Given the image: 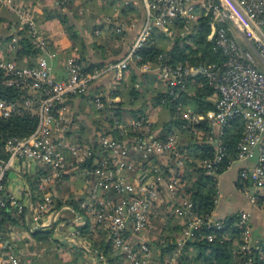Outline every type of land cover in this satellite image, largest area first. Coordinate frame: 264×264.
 Returning a JSON list of instances; mask_svg holds the SVG:
<instances>
[{"label": "built area", "instance_id": "1", "mask_svg": "<svg viewBox=\"0 0 264 264\" xmlns=\"http://www.w3.org/2000/svg\"><path fill=\"white\" fill-rule=\"evenodd\" d=\"M12 1L0 0V5L6 6L15 17L17 30L25 28L29 42L37 52L30 66L0 60L1 82L25 89L28 94L20 102L0 99V117L8 118L28 111L34 114L35 125L27 136L10 137L3 143L6 158L0 161V208L5 199L17 212L22 207L9 196L3 198L5 174L12 168L16 173L29 166L33 171L40 170L41 175L36 181V189L40 190L53 186L54 182H72L75 176L79 177L81 186L77 188L85 189L81 191L83 198L77 201V210L86 217L92 231L102 233L125 264H153L151 248L148 241L140 239V233L152 228L150 214L162 196L175 195L184 184L177 173L167 169L170 163L181 170L186 166V158L189 161V157L184 156L179 130L159 138V134L152 131L149 119L140 116L127 121V130L132 136L122 135L120 141L109 133L93 129L86 139L78 140L69 134L74 127L66 100L68 96L85 93L90 83L103 75L111 73L113 80H118L126 66L139 59L137 52L152 32L173 35L177 32L172 28L174 20H181L183 30L187 31L198 17L208 16L209 31L205 38L221 57L219 62L170 64L157 55L153 65L143 63L140 70L151 72L154 81L164 87L183 86L186 80L192 81L199 76L212 89L214 99L210 110L193 114L177 106L183 120L181 129L194 138L203 136L207 142H214L213 156L196 160L190 167L195 174V168H199L205 175H219L216 169L225 152L218 137L231 120H241V136L235 145L233 161L246 163L238 170V178L242 181L238 188L250 206L264 215V0H86L91 3L107 1L108 9L124 10L128 16H132L129 7L138 6L141 25L116 62L100 69L82 71L67 58L65 74L58 79L52 72L55 50L48 36L35 20L31 8ZM87 12L90 8L79 4L78 13ZM99 16L105 27L112 25L116 32H124L133 24L114 20L117 15L113 13L100 12ZM94 34L98 35L100 31L95 30ZM11 41L14 42V38ZM91 103L95 109L101 107L98 95H94ZM198 123L209 127L206 133L195 128ZM158 157L163 159V164L158 163ZM89 159L88 168L81 166ZM130 173L131 179L127 176ZM57 212L52 197L44 192L29 208L28 217L33 227L41 228L46 225V218L51 216L57 220ZM169 212L183 220L173 241V256L166 261L171 264L178 262L185 242L200 237L196 231L201 225L222 227L221 221L210 216L194 215L187 196L170 206ZM236 217L237 238L230 242L232 262L237 259L234 264H252V253L256 251L260 256L261 251L257 238L251 234L250 212L238 210ZM70 235L78 238L79 230L74 229ZM203 237L210 241L213 235L206 233ZM224 238L230 239L228 234ZM4 247L0 236V264H28L19 254L11 249L4 250ZM96 259L100 264H106L102 254H97Z\"/></svg>", "mask_w": 264, "mask_h": 264}, {"label": "trees", "instance_id": "2", "mask_svg": "<svg viewBox=\"0 0 264 264\" xmlns=\"http://www.w3.org/2000/svg\"><path fill=\"white\" fill-rule=\"evenodd\" d=\"M76 1L77 0H56V3L51 7H43L42 16L44 20L56 19L60 22L66 36L72 42V47L75 44L84 47L83 37L77 29V19H79L80 14L78 13L77 15V7L76 9L71 7ZM79 1L81 7L90 8L92 5L91 2H87L86 0ZM12 2L18 4L16 0ZM98 6L95 4L97 8L95 12L108 14V6L106 3H101V6ZM91 12L92 11L85 14L91 15ZM82 16H84V14H82ZM2 18L3 17H0V20ZM86 20L87 22L84 27L92 33L94 25L91 22L90 16H87ZM208 21V16H200L187 31H183L184 24L181 20H174L172 28L177 30L175 35L168 36L161 31L152 32L148 40L137 52L139 59L128 64L123 71L122 75L125 74L126 79H120L118 85L111 89L109 93L111 95L117 94L120 99L123 98L122 100L107 103L105 98L98 91L90 92L89 85L85 93L68 96L66 102H69L70 98H82L87 95L84 98L91 103L94 95L99 93L98 98L101 102V107L95 109L92 106L93 104H90L92 106L90 111L92 115L96 116V119H93V121L89 120V126H91L93 130L109 133L113 138L119 141L122 140V135L132 136L127 130V121L122 119L124 116L123 111L126 112L129 118L134 119L140 116L145 117L147 104L161 105L167 113V117L159 126L161 131L158 133L159 138H163L173 129V131L179 130L183 151L189 157V161L187 158L185 160V164L188 167L194 166L196 160L212 157L215 151L214 142H207L203 136L197 139L189 135L184 129H181L183 120L176 114V111H178L177 106H180L183 110L190 108L194 113H203L213 108L214 95L212 89L207 85L206 80L196 76L192 81L186 80L183 86L163 87V89H158L155 86L154 76L151 72H139L137 69L143 63H150L153 65L157 55H161L164 62L170 64L180 63L182 65H195L198 63L206 64L210 62H219L221 57L211 49L210 42L205 38L209 31ZM122 34L123 31L116 32L114 28H112L111 31H106L103 34L102 39L105 42L104 45L98 44L95 40L91 41L92 48L100 51V59L95 62L84 60L81 53L77 57L71 59L80 66L82 71L100 69L104 67L103 60L108 57L107 53H109V55L120 54V49L109 46V41L120 38ZM12 38H14V42L11 41ZM0 43H5L4 55L0 57V60H10L18 65H32L37 51L31 46L25 28L16 30L14 27L11 28L10 24L7 23L5 30L0 29ZM126 49L121 52L119 57L110 59L108 62H116L119 60ZM1 80L2 74L0 71V99L20 102L25 97H28L25 89L7 86L3 84ZM74 116L75 113L73 114V121ZM34 125L35 116L32 112L28 111L8 118L0 117V161L6 158V154L2 148L5 140L10 137L23 138L27 136L34 128ZM117 126H120V128ZM194 126L203 133H206L209 129L205 123H198ZM83 128V125H79L77 130H72L69 134L72 136L75 135L73 137L78 140H84L87 137L83 133ZM241 130L242 122L239 118H234L223 128L222 134L218 137V141L221 142L225 154L219 163V167L216 169V174L222 173L227 164L234 160L236 153L235 145L241 136ZM182 135H184L183 138ZM92 147H94V145H92ZM87 161L88 162L81 166L88 168L91 161L90 159ZM195 169L197 174L195 175L194 181L185 191L188 193L187 199L190 203L192 213L204 218L210 216L214 208V197L217 195V175H205L201 172V169ZM34 173L33 177H26L30 187L35 184L36 179L41 175L40 170H35ZM241 183L242 181L237 178L235 185L239 187ZM3 194V198L5 199V193ZM58 205L59 202L56 203V206ZM69 205L74 211L79 212L76 209L75 202L69 203ZM23 214L24 211H19V213H17L15 207L9 206L8 200L5 199L4 206L0 208V236L3 241L7 238V234H9L11 229L25 226ZM236 218V212H234L223 219H217L222 223V227L218 229L214 227L207 228L205 225H201L196 231L198 235L200 234V237L196 240H188L184 243L177 259L178 263L234 264L230 254V242L233 238H237L238 229L234 226ZM85 228L84 225L78 227L81 236L87 233ZM46 233L47 232L38 229L30 234L34 237L36 236V238L43 239ZM206 233H212L213 237L210 241H207L203 237ZM168 234L170 235L172 233L169 232ZM226 234L229 235L230 239L224 238ZM100 235L103 237L102 233H100ZM169 235H162V242L160 241L157 243L161 254L152 257L154 264L156 259L162 262V258L167 256L173 249L174 243L173 240L169 238ZM254 238L256 239L255 236ZM256 240L260 247L261 255L259 256L258 252L254 251L252 253V264H264V237L257 238ZM88 241H92L91 238L88 237ZM95 245H97V247H94ZM92 246L96 252H101L105 258L106 264H119L117 261L118 256L113 251L109 240L103 237V239L97 243L92 241Z\"/></svg>", "mask_w": 264, "mask_h": 264}, {"label": "crops", "instance_id": "3", "mask_svg": "<svg viewBox=\"0 0 264 264\" xmlns=\"http://www.w3.org/2000/svg\"><path fill=\"white\" fill-rule=\"evenodd\" d=\"M16 1H18L17 2L18 4L27 6L32 9L35 20L40 25L45 35L48 36L49 41L53 45V48L55 50V59L53 60L52 63V72L55 78L58 79L64 76V61L67 58L73 59L78 55H80L81 53L84 57V60H87L89 62H95L96 60L100 59V51L98 49L92 48L91 41L95 40L98 44L104 45L105 42L102 39V35L106 31H111L113 26L110 25L105 27L104 24L102 23L103 19L99 16L98 12H95L94 10V12H92L91 15H86V14H84V16H82V14L79 15V19H77L78 20L77 29L80 35L83 37L84 47H81L78 44H75L74 45L75 47L74 46L72 47L71 40L66 36V33L64 32L62 25L58 20L43 19L42 16L43 7H51L54 3H56V0H49L48 1L49 3L47 2L44 5L43 4L40 5V3H38L36 0H16ZM101 3H106L107 5H109L107 1L92 3V5L94 7L95 4H97V6L98 5L101 6ZM110 3H112V1ZM79 4L80 1L77 0L75 2V5L79 6ZM6 10H8L6 6L0 5V17L4 18L3 14H6V18L8 19V21L6 18L4 20L3 18L0 20L1 21L0 29L4 30V28L6 27L5 24L7 23L10 24L11 28L14 27L16 29L18 25L16 23L15 17L14 20H12L11 18L9 19V17L12 16L7 14L9 10L8 11ZM128 11L129 13L132 14V16H128V12L124 10H120L118 8L108 9V13H113L117 15L116 17L113 18L116 21L123 20L124 18H126L125 21L129 22V20L133 18L132 27L125 30L120 38L112 39L109 41V46L113 48H119L121 52H123L127 48L128 44L135 36L142 22L141 10L139 9L138 6H135V9L129 7ZM77 15H78V8H77ZM87 16H90L91 22L94 25L92 29V33H90L84 27L87 22L86 20ZM13 21H15V24L13 23ZM95 30H99L100 34L95 35L94 34ZM175 34L176 33L174 31L173 35ZM4 51H5V43H0V57L4 55ZM120 54L109 55V53H107L108 57L104 58L103 65L105 66L109 63H113L108 61L110 59L119 57ZM140 72L143 71L140 70ZM122 78L124 80L126 79L125 74L123 75L121 74V77L116 81L113 80L111 73L107 75H103L98 79H96L95 81H93L92 83H90L89 90L90 92L98 91L105 98L107 103L118 102L123 98L120 99V97L117 94L111 95L109 93L111 89L115 88L118 85L120 79ZM155 84H157V86H160L161 89H163L164 87L160 83L155 82ZM99 93L95 95H99ZM84 97L70 98V101L67 102V104L69 103L68 106L70 109L69 111L71 113L70 117L73 123L72 125L74 127L73 130H77V128H79V125L80 126L83 125L84 126L83 133L86 134L85 131L89 133L93 128L89 126V120H79L84 118V116L80 113V111H78L79 110L78 108L82 107L83 105L84 106L86 105V107H88L89 104H91ZM92 106L90 105L89 108L85 110L89 114L90 121L96 119V116L92 115L90 111ZM123 112H124V116L122 119H124V121H128L129 119H131L128 117V115H126L125 111ZM74 113L75 116L73 121ZM145 116L149 119L151 123L152 131L157 134L160 133L161 131L159 129L160 128L159 126L167 117V113L165 112L164 108L161 107V105L147 104ZM173 130L171 132H173ZM156 159L158 163L163 164L162 158L158 157ZM245 163L246 161H232L228 165V167L217 176V182H216L217 195H215L214 197L215 199L214 208L210 214V217L216 220L223 219L224 217L230 215L231 213L237 212L238 210H248L251 215L249 221L251 234L256 238H262L264 237V215L261 213L260 210L250 206V204L245 199L244 195L235 185V181L238 178V170ZM190 167L186 165L183 169L178 170L177 168H175L173 164L171 165L170 163L169 166L167 167V169L172 173H177L178 176L181 177V180L183 181L184 184L182 188H180L175 195L170 197L167 195L162 196L161 200L156 204V207L154 208L153 212L150 214L151 220L152 218H155L157 216L158 219H160L161 217L160 220L164 221L163 224L160 225L161 228L158 229V231H160V234L155 235L156 233L153 232L152 228H150L148 231L140 233L141 236L140 239H145L146 241H148V244L152 251V257L153 256L156 257L161 254L157 246V243L160 241L162 242L163 240V238L161 240L162 235L164 234L168 235V233L171 232L176 237L181 229L183 220L180 217L172 215L169 212V207L172 206L174 203L180 201L183 197L187 196L188 193L185 190L190 187L196 175L193 168ZM34 174L35 173L33 171V168H31L30 166L28 169L26 170L22 169V171H18L17 173L15 172V169L12 168L8 170L5 174L3 192L5 193V196L11 197V199L14 201L15 204L22 206L20 211H24L23 215H24L25 226L11 229L9 234H7V238L3 241L5 245L4 250L11 249L15 254L20 255L21 260H27L28 264H100L97 261L96 256L97 254H101V252L99 251L96 252L94 250V247H97V245L93 247L92 241L97 243L101 239H103V237H101L100 234H96V232L92 231L86 217L81 213L74 211L69 205V203L75 202L77 209L78 199L83 198L84 196V194H82L81 191L85 188L83 187L81 189L77 188L81 186V179L75 176L72 182L68 180L61 182L64 183L66 187L63 189H67L65 195L68 194L67 195L68 197L67 196L63 197L62 192L59 193L57 189L54 188L51 189V187L42 190L36 189V181L38 180L40 175L36 179L35 184H33L32 187H30L28 185V181L26 180V177L31 178L33 177ZM127 176L129 179H131L132 175L130 173L127 174ZM72 184H74L73 186L74 189H72ZM44 192H47L52 197L55 203V207L58 210L57 216L59 218L54 221V219L51 218L50 216L46 218L45 220L46 225L44 227L41 228L33 227V225L29 221L28 211L29 208L32 206L33 202L38 197H40L41 194ZM57 202H59L58 206H56ZM64 206H67L69 208L64 209L63 208ZM81 225H84L86 227L85 229L87 233L83 234V236L79 235L78 238L75 239L72 238L70 233L74 229H78V227ZM38 229L47 232L46 236H44L43 239L36 238V236L34 237L30 234L31 232ZM12 237H16V238L13 240ZM88 237L91 238L92 241H88ZM172 256L173 255L171 252L167 256H164L162 258V264L163 262L164 264H171L166 261L170 259ZM117 261L119 262V264H125L119 257ZM156 264H161V262L157 260ZM176 264H178V262Z\"/></svg>", "mask_w": 264, "mask_h": 264}, {"label": "rangeland", "instance_id": "4", "mask_svg": "<svg viewBox=\"0 0 264 264\" xmlns=\"http://www.w3.org/2000/svg\"><path fill=\"white\" fill-rule=\"evenodd\" d=\"M38 3H40V5H44V4H46L49 0H47V1H44V0H36ZM49 3V2H48ZM91 6H93V5H91ZM73 9L75 8L76 9V7L77 8H79V6H76L75 4L74 5H72L71 6ZM3 9V8H2ZM96 10L97 8L96 7H90V11H92V10ZM134 9H135V7H134ZM8 11V10H7ZM92 13V12H91ZM7 14H9L10 16H12V17H9V19L11 18L12 20H14V17H13V15H11V13L8 11V13ZM4 15V19L6 18V14H3ZM7 19V18H6ZM126 18H124L123 20H125ZM7 21H8V19H7ZM13 23L15 24V21H13ZM129 23H133V18H131V20H129ZM224 24H226L228 27H230L231 29H233L232 28V26H231V24H229L227 21H224ZM5 26H7V24H5ZM4 26V27H5ZM16 29H17V27H16ZM189 29V28H188ZM4 30H5V28H4ZM102 37H103V35H102ZM138 69V71L140 72V66L137 68ZM155 82V81H154ZM157 83V82H156ZM155 86H156V88H158V89H161L160 88V86H157V84H155ZM101 93H102V91H101ZM69 104V103H68ZM89 106H90V104H89ZM89 106L88 107H86V105L84 106H82V107H80V108H78L79 110L78 111H80V113L84 116V118H82V119H79V120H90V117H89V114H88V112H86L85 110H87L88 108H89ZM75 109V108H74ZM188 111H190V112H192V110L189 108V109H187ZM178 112V113H177ZM176 114H178V117H180V115H181V110H178V111H176ZM193 114H195V113H193ZM79 122V121H78ZM82 122V121H81ZM86 132V134L85 135H87L88 136V132L87 131H85ZM73 136H75V135H73ZM184 137V135H182V138ZM133 138H134V136H133ZM133 154H135V153H133ZM184 156H185V153H184ZM65 180H63L62 182H64ZM53 186H50L51 187V189H57V191L60 193V192H62L63 194V197H65V196H67V195H65L66 194V192H67V189H63V188H66L65 187V184L64 183H57L56 184V182H54V184H52ZM67 185V184H66ZM68 197V196H67ZM160 219H161V217H160ZM160 219H158V217L156 216L155 218H152V220L150 219V224L152 225V229H153V232L154 233H156L155 235H157V234H160V231H158V229L159 228H161V226L160 225H162L163 224V222L164 221H161ZM159 220H160V222H159ZM156 230V231H155ZM158 231V232H157ZM96 232V231H95ZM96 234H100V233H98V232H96ZM169 235V234H168ZM174 237H175V235L174 234H170L169 235V238L171 239V240H173L174 241ZM113 249V248H112ZM113 251H114V249H113ZM159 261V260H158ZM233 262L235 263V262H237V259H234L233 260ZM157 263V259H156V262H155V264ZM154 264V263H153ZM161 264H162V262H161ZM163 264H164V262H163ZM179 264V263H178Z\"/></svg>", "mask_w": 264, "mask_h": 264}]
</instances>
